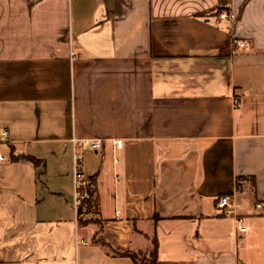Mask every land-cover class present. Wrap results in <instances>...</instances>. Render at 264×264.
Wrapping results in <instances>:
<instances>
[{"label":"crops","instance_id":"crops-1","mask_svg":"<svg viewBox=\"0 0 264 264\" xmlns=\"http://www.w3.org/2000/svg\"><path fill=\"white\" fill-rule=\"evenodd\" d=\"M0 130V264H264V0H0Z\"/></svg>","mask_w":264,"mask_h":264},{"label":"built area","instance_id":"built-area-1","mask_svg":"<svg viewBox=\"0 0 264 264\" xmlns=\"http://www.w3.org/2000/svg\"><path fill=\"white\" fill-rule=\"evenodd\" d=\"M215 18L217 23H227L230 24L234 18L232 11L230 10L229 6H225L220 8L216 14ZM244 43L241 41H236L234 43L233 52L236 53L240 49H244ZM9 140V134L7 131L0 130V145L7 143ZM72 143L75 147H83V148H91L98 150L102 147V142L100 140H72ZM116 147H121V141H116ZM3 160V157L0 155V161ZM82 160L83 156L81 153H79L77 150L73 154L72 163H73V177H74V183H75V197L76 201H79L80 199V192L77 187V183L81 182L83 178L82 174ZM242 185V181L238 180L236 182L237 188H239ZM216 205L218 209H227L232 205V196L231 195H222L216 200ZM236 230L239 233H244L245 228L240 224V221H238Z\"/></svg>","mask_w":264,"mask_h":264},{"label":"trees","instance_id":"trees-1","mask_svg":"<svg viewBox=\"0 0 264 264\" xmlns=\"http://www.w3.org/2000/svg\"><path fill=\"white\" fill-rule=\"evenodd\" d=\"M11 161H15V158H10ZM23 160L31 162L34 166L39 165V162L33 158H24ZM81 198L79 199L77 206V217L78 224H89L88 221H83L81 215L93 214L97 208V193L95 189V177H91L87 182H83L82 185L78 188ZM92 222V221H91ZM95 244L102 247H106V244L101 239H94ZM112 256L117 257H126L131 259L133 264H174V263H164L160 262L157 257V246L155 241L152 242L150 250L146 253V256L141 257L140 259L137 256L130 252H114L111 251Z\"/></svg>","mask_w":264,"mask_h":264},{"label":"rangeland","instance_id":"rangeland-1","mask_svg":"<svg viewBox=\"0 0 264 264\" xmlns=\"http://www.w3.org/2000/svg\"><path fill=\"white\" fill-rule=\"evenodd\" d=\"M83 182H84V179L81 182L77 183V187L79 188L80 185L83 184ZM80 198H81V195H80ZM78 202L79 201H77V204H78ZM81 219L83 221H88V223H93V224L98 222L97 219H96V216H94V214H89V215H85L84 214V215H81ZM150 248H151V245H150ZM150 248H149V250H150ZM147 252L148 251L144 250V251H137V252H130V253L135 254L137 256V258L140 259L141 257L146 256V253Z\"/></svg>","mask_w":264,"mask_h":264}]
</instances>
